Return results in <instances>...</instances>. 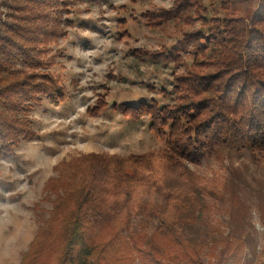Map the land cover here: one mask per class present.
<instances>
[{
  "label": "trees",
  "instance_id": "16d2710c",
  "mask_svg": "<svg viewBox=\"0 0 264 264\" xmlns=\"http://www.w3.org/2000/svg\"><path fill=\"white\" fill-rule=\"evenodd\" d=\"M88 1L102 0L4 1L0 153H11L21 140L37 135L31 111L44 97L56 103L68 98L61 77L48 64L54 56L46 57L44 50L63 31L62 9ZM210 15L205 0H173L169 8L140 14L151 26L201 20L199 28L185 31L161 51H134L155 61L180 60L182 51L193 58L185 72L174 76L172 102L141 101L122 108L134 119L147 114L149 128L165 140L167 150L128 155L89 152L61 163L59 177L51 178L46 189L62 188L58 198L66 204L65 214L37 235L20 264H134L136 259L141 264H204L205 248L225 264L246 260L253 240L244 232L246 223L240 215L246 204L236 190L231 204L241 209L233 218L234 233L217 237L214 248L190 233L193 221L211 207L206 197L223 200V195L189 164L226 147L249 149L253 161L264 166V0L244 15ZM105 105L107 100L101 97L89 111L98 113ZM148 185L166 193L164 206L140 200V189ZM260 210L264 224V202ZM137 213L155 216L154 229L146 225L137 233L131 231ZM183 229L189 233L182 234Z\"/></svg>",
  "mask_w": 264,
  "mask_h": 264
},
{
  "label": "rangeland",
  "instance_id": "374dc122",
  "mask_svg": "<svg viewBox=\"0 0 264 264\" xmlns=\"http://www.w3.org/2000/svg\"><path fill=\"white\" fill-rule=\"evenodd\" d=\"M4 1L0 0L3 12ZM172 4L173 0H102L72 3L62 9L63 31L44 51L46 57L54 56L48 62L50 70L61 77L69 96L63 103L44 97L31 111L37 135L21 140L11 153H0V264H20L37 235L62 220L66 211L65 202L58 198L62 188L46 189L51 178L59 177L61 163L89 152L128 155L167 150L165 140L149 128L147 114L134 119L122 108L141 101L172 102L174 76L185 72L193 60L185 51L180 60L170 62L134 52L136 48L161 51L175 44L185 31L199 28L200 19L193 24L171 20L151 26L139 17L144 10ZM205 4L210 16L229 12L239 16L253 10L258 0H205ZM122 18L126 22L121 23ZM101 97L107 105L98 113L90 112ZM189 166L205 176L210 186H218L223 195V200L206 197L211 207L200 220L193 221L190 233L212 248L217 237L234 233L233 218L241 209V205L231 204V193L236 190L238 199L246 204L240 215L246 223L244 232L253 240L242 264H262L264 166L253 161L249 149L226 147ZM166 196L158 186L148 185L140 189L139 198L164 206ZM131 222L135 233L142 226L154 229L157 225L155 216L144 213L135 214ZM188 233L182 230V234ZM207 252L205 248L204 264H225ZM134 264L141 263L136 259Z\"/></svg>",
  "mask_w": 264,
  "mask_h": 264
}]
</instances>
